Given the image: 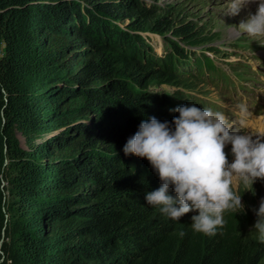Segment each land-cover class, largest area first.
Masks as SVG:
<instances>
[{
  "label": "trees",
  "instance_id": "obj_1",
  "mask_svg": "<svg viewBox=\"0 0 264 264\" xmlns=\"http://www.w3.org/2000/svg\"><path fill=\"white\" fill-rule=\"evenodd\" d=\"M81 1L0 0V264H264V243L245 239L230 212L209 237L193 232L192 212L175 221L149 205L158 176L122 150L142 120L178 116L175 97L152 85L190 83L134 32L201 43L194 21L178 26L184 12L156 15L152 3Z\"/></svg>",
  "mask_w": 264,
  "mask_h": 264
},
{
  "label": "clouds",
  "instance_id": "obj_2",
  "mask_svg": "<svg viewBox=\"0 0 264 264\" xmlns=\"http://www.w3.org/2000/svg\"><path fill=\"white\" fill-rule=\"evenodd\" d=\"M250 3L257 5L256 11L230 27L250 37L264 36V0H229L226 14L237 16ZM255 110L246 113V107L239 106L241 117L246 113L252 119L264 118L255 116ZM169 111L178 113L171 122L155 117L142 120L123 153L146 158L158 176L160 187L145 195L149 205L175 221L189 212L198 213L191 216L193 232L215 236L226 224V211L244 210L239 185L252 189L257 180L264 181V136L240 131L224 112L210 107L201 109L192 103ZM241 117L234 118L240 119L243 129L247 125ZM252 211L256 216L252 229L264 243V198Z\"/></svg>",
  "mask_w": 264,
  "mask_h": 264
},
{
  "label": "rangeland",
  "instance_id": "obj_3",
  "mask_svg": "<svg viewBox=\"0 0 264 264\" xmlns=\"http://www.w3.org/2000/svg\"><path fill=\"white\" fill-rule=\"evenodd\" d=\"M108 1H114V0H108ZM137 1L147 5L152 3L153 5H151L150 8H155L156 15H160V14L162 15L165 13V11L172 12L178 10L179 12H184L183 15H181L180 18L177 20L178 24L176 23V25L179 26L180 24L179 21H183V19H187V21L190 22L191 20H193L196 25V30L198 31V35H199L198 38L203 40L201 43H196L195 45L192 46L191 43L183 42L182 39H180L179 36H175L173 32H166L165 34L162 35L159 32L153 33L151 31L146 32L142 30L135 31L134 34H137V36L140 35V37L148 38L149 43L153 45L154 51L156 49L155 54L157 58H160L164 56L166 53H168L166 51L162 52L159 50L162 47L163 49L168 47L167 42L165 41L166 39H168L167 36L172 37L170 39L175 38L180 40L183 46H185L190 51H194V53L200 52L202 47L196 45L204 46L206 42H211V44L214 43V44L226 45L225 47L227 48L229 54L222 57L221 59L216 60L215 64L217 66L225 65L228 59H230L235 53L236 55H234L235 56L234 58L243 59V60H248L249 58H252L251 57L252 55L250 54V49L248 47H245L244 43L250 42L252 41V39L261 40L264 42V36L250 37L246 34L240 33L235 28L230 27L231 25H238L241 20L246 19L248 13H244V10L242 9L240 14L237 16H231L226 14L228 11L229 0H128V2H135V3ZM115 2H118L117 4H119L122 7L123 4L122 0H115ZM81 3L86 5V1L84 0H82ZM87 6L92 8L93 4L87 2ZM126 12L128 11L126 10ZM134 17L130 20L128 19L120 20L117 23L124 28L126 24L127 25L129 24V22H131L130 24H132V22H135L136 17L135 18ZM190 24L194 26L193 23ZM232 32H235V34L231 36ZM161 36H165V37H161ZM187 44H189V46ZM190 46H192V48H190ZM3 51H4V43L1 42L0 53H2ZM217 52H222V51L221 49L218 48ZM193 64L196 65L195 62H193ZM239 76H240L239 77L240 80L237 82V84L233 86L230 85L229 80L224 79V83L226 85V88L224 90L225 93L224 97L233 100L235 98H239V97L241 98L245 93L248 96L249 100L254 99L255 92L252 90L254 87L253 85L263 82L260 81L259 77H257V74L251 69L239 73ZM192 82L188 83V87L195 90L196 88L200 87L199 85L206 83L207 78L206 77L200 78L197 83L195 82L192 83ZM70 85L72 86L73 84ZM151 88L159 92L168 91L175 97L176 100H179V95H176L175 92L180 90L182 91L181 86H173V85L171 86L167 84L157 85V86L152 85ZM182 93H183V99L179 100L178 101L179 103L186 105L194 103L196 104L197 107L200 108V106L197 103L192 101V99H194L193 97H189L186 94V92L184 93L182 91ZM224 97H221V99H223V101L226 102L227 100ZM253 104L254 106L256 105L255 99L253 100ZM226 105L228 104L226 103ZM173 106L177 107L178 103L173 102ZM228 117L230 121H233L235 123L236 128L239 129L240 131L249 133V127L251 125L252 127L260 128L259 124L256 121H253L252 118L247 117L245 114L243 115V117H241L239 114V117H241L246 121L247 128H243V129H240L239 127L240 119L231 116ZM92 122H94V118L93 116L90 117V115L89 117L83 119L74 118L73 121L70 122L68 127L76 126L77 124L91 125ZM68 127L66 125L62 127H57L48 132H43L42 134H40L38 138V142H42V143L49 142L54 137H57L60 134H62L63 131H65ZM252 127H250V130L252 129ZM256 134L263 136L264 132H262L261 134V132L255 131L254 134L252 135L255 136ZM16 138L18 139L21 146L27 148L25 138L21 134L17 133ZM76 138L77 136L72 137V135L70 136V138L69 137L66 138L64 144H62L63 146L60 149H66L69 146H71ZM230 148L231 145H227L225 148V151L229 154H230ZM83 150L87 151L86 148H84ZM83 150H81L75 157L79 156ZM231 160L232 157L229 159V161L231 162ZM246 190H251V191H246ZM238 194L241 195V203L245 206L244 210H240V212L226 211L224 213V216L226 217V214L230 212L234 216L235 220H238L237 227L241 235L245 239L250 238L251 241L254 243L259 242L258 234L254 229H252V226L256 220V216L253 213L252 209L258 208L260 199L264 198V181L257 180L252 185V189L251 186H249L248 189H245V186L241 184L238 187ZM194 214H198V213L192 212V215ZM261 253L262 255H264V248Z\"/></svg>",
  "mask_w": 264,
  "mask_h": 264
},
{
  "label": "bare ground",
  "instance_id": "obj_4",
  "mask_svg": "<svg viewBox=\"0 0 264 264\" xmlns=\"http://www.w3.org/2000/svg\"><path fill=\"white\" fill-rule=\"evenodd\" d=\"M256 7H257V5L255 3H250L245 8H243L244 13H248L250 11L254 13L256 11ZM234 34H235V32H232L231 36ZM175 36H177V35H175ZM161 37H165V36H161ZM167 37H170V36H167ZM165 41L167 42L168 47L164 48V49L162 47L159 50L162 52L166 51L168 53H166L164 56H162L158 59L161 64H164L167 67H172L174 70V73H176V72L182 73L181 74L182 77L185 78L186 81H188L190 83L192 81L197 83L200 78L209 76L210 68H209L208 63L206 62V60L202 54L194 53V51L188 50L185 46L182 45L181 41L178 39L173 38L171 40H165ZM187 45L189 46V44H187ZM193 45H195V44H192V46ZM192 46H190V48H192ZM155 52H156V49H155ZM166 55H168V56H166ZM190 59H193V60H190ZM193 62H195L196 65H194ZM196 68H197V70H196ZM181 87H182V91L184 93L185 92L187 93L190 89L186 86H181ZM182 91L180 90L179 93L176 94V95H179V100L183 99ZM168 95H171V93L169 92ZM181 105H186V104H181L178 102V106H181ZM252 120L256 121L259 124L260 128L252 127V125H251L250 127H252V129L250 130V127H249V133L254 134L255 131H258V132H261V134H262V132H264V119L263 118H253ZM256 129H258V130H256Z\"/></svg>",
  "mask_w": 264,
  "mask_h": 264
}]
</instances>
